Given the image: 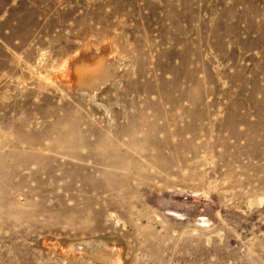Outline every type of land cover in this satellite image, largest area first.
Returning a JSON list of instances; mask_svg holds the SVG:
<instances>
[{
    "label": "rangeland",
    "instance_id": "rangeland-1",
    "mask_svg": "<svg viewBox=\"0 0 264 264\" xmlns=\"http://www.w3.org/2000/svg\"><path fill=\"white\" fill-rule=\"evenodd\" d=\"M93 240L264 264V0H0V264Z\"/></svg>",
    "mask_w": 264,
    "mask_h": 264
},
{
    "label": "bare ground",
    "instance_id": "bare-ground-1",
    "mask_svg": "<svg viewBox=\"0 0 264 264\" xmlns=\"http://www.w3.org/2000/svg\"><path fill=\"white\" fill-rule=\"evenodd\" d=\"M83 58H85V56ZM87 62H89V60ZM100 62L101 61H99V63ZM72 64H70V67H73L72 68L73 71L72 70L71 71L73 72V77H74L73 84H75L73 89L76 90L79 94L90 98L92 102L97 97V92L101 90V88H103V86L110 78H113L115 76L114 73L116 74L119 71L117 66L107 65L106 67H102L100 64L101 67H92V66L89 67V65L86 66L87 64L76 65L75 62H74L75 65ZM86 244L87 247H84V245L86 246ZM45 246L54 250L64 260H68V261H73L76 255H85L103 264H124L121 253L122 251L115 246L112 247L108 246L103 241H98V240L83 241L66 246L59 244H52V242L51 243L49 242L45 244Z\"/></svg>",
    "mask_w": 264,
    "mask_h": 264
}]
</instances>
